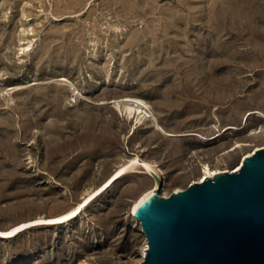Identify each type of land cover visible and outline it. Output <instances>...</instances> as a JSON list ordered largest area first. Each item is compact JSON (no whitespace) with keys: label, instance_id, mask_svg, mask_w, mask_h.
<instances>
[{"label":"rangeland","instance_id":"1","mask_svg":"<svg viewBox=\"0 0 264 264\" xmlns=\"http://www.w3.org/2000/svg\"><path fill=\"white\" fill-rule=\"evenodd\" d=\"M178 1L0 0V264H140L143 160L169 195L264 147V0Z\"/></svg>","mask_w":264,"mask_h":264},{"label":"water","instance_id":"2","mask_svg":"<svg viewBox=\"0 0 264 264\" xmlns=\"http://www.w3.org/2000/svg\"><path fill=\"white\" fill-rule=\"evenodd\" d=\"M133 211L148 238L140 264H264V147L227 170Z\"/></svg>","mask_w":264,"mask_h":264},{"label":"bare ground","instance_id":"3","mask_svg":"<svg viewBox=\"0 0 264 264\" xmlns=\"http://www.w3.org/2000/svg\"><path fill=\"white\" fill-rule=\"evenodd\" d=\"M180 1V0H179ZM178 1V2H179ZM175 2V1H174ZM160 19V18H159ZM162 20V19H161ZM160 24V23H159ZM157 26H155V28H156ZM159 30H160V28H159ZM157 31V30H156ZM167 31V30H166ZM22 32V31H21ZM158 32V31H157ZM153 33H154V37H155V33L156 32H154L153 31ZM166 33V32H165ZM30 34V33H29ZM36 38V37H35ZM35 38L34 39H29V40H24L23 41V43H26V45L24 44V46L23 47H21V53L22 54H27L28 52H30V51H32L33 49H34V47H35ZM159 37L157 36V39H158ZM164 41V40H163ZM29 54V53H28ZM58 81H60L61 83H64V84H66L65 83V81H67L68 82V79L65 77V76H63V77H61V78H58L57 79ZM56 80V81H57ZM60 83V84H61ZM82 95V94H81ZM74 100L76 101V99L74 98ZM89 101V100H88ZM90 102V101H89ZM113 102L115 103V104H118V105H120V104H126L127 105V107H128V109H129V112H131L132 110H134V109H136L137 110V113L138 114H140L141 116H140V119H139V122H141V123H143V122H145V121H147V120H153V124L158 128V129H160L162 132H164V133H167V134H171V132H169V131H166L165 129H164V127L163 126H161V124L159 123V121H158V119H157V117H155L154 116V114L152 113V111L149 109V107H148V105H147V103H146V101L145 100H143V99H141V98H138V97H133V96H125V97H122V98H118V99H115V100H113ZM101 103V102H100ZM103 103V102H102ZM259 112V111H258ZM260 113V112H259ZM261 115H263L264 116V112H262L261 113ZM150 117H152V119L150 118ZM235 148V146H233L232 147V149H234ZM259 148H262V147H260V146H258L257 147V149H259ZM256 149V150H257ZM255 150V151H256ZM254 151V152H255ZM252 152V151H251ZM251 152H249V153H247V156H249V155H251V154H253V153H251ZM246 157V156H245ZM244 157V158H245ZM244 158H243V160H244ZM140 159V158H139ZM243 160H242V163H241V165L239 164L238 165V167L235 169V170H238L241 166H242V164H243ZM143 164L146 166V167H148L149 168V170H150V172H151V174H152V176L154 177V175H153V172H156L157 174H158V176L160 177V178H162L163 179V176H162V172H161V170L160 169H158L157 167H156V165L155 164H152V163H150V162H147V161H145V160H143ZM205 172L207 173V176L206 177H214L216 174H218V173H220L218 170H212L211 169V167L209 166V165H207L206 167H205ZM206 177H203L201 180H203V179H205ZM154 180H155V185L153 186V187H151V188H149V189H147V190H145L135 201H134V205H133V210H132V213H133V211H134V209H135V207H137L147 196H149L150 194H152V193H154V192H156L157 191V186H158V182H157V180H156V178L154 177ZM178 190H180V189H175V191H178ZM143 228V227H142ZM144 231V230H143Z\"/></svg>","mask_w":264,"mask_h":264}]
</instances>
